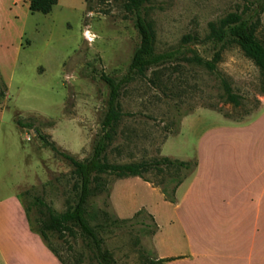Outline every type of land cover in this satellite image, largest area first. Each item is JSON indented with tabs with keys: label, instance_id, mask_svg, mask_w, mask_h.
Listing matches in <instances>:
<instances>
[{
	"label": "rangeland",
	"instance_id": "374dc122",
	"mask_svg": "<svg viewBox=\"0 0 264 264\" xmlns=\"http://www.w3.org/2000/svg\"><path fill=\"white\" fill-rule=\"evenodd\" d=\"M243 3L151 0L144 13L155 33V50L176 49L184 36L193 34L198 40L189 46L212 60L215 49L206 38L209 22L241 9ZM57 4L48 14L20 7L16 22L0 27V91L7 86L5 97H0L5 107L0 113V199L15 195L17 182H27L20 191L36 230V197L60 213L75 201L73 166L46 141L78 159L91 154L109 92L101 74H124L140 42L123 0ZM87 30L92 41L85 37ZM257 36L264 42V12ZM120 102L123 117L108 162L152 164L141 176L103 175L100 185L106 188L97 189L89 209L93 223L127 221L99 233L103 249L116 264H148L158 259V252H187L189 186L197 157L213 134L214 150L244 152L242 140L250 134L234 130L222 135L221 130L249 124L264 113V71L233 43L221 52L213 70L180 58L134 79ZM18 119L32 126L21 127ZM259 123L257 134L264 119ZM227 136L231 137L222 141L230 147L221 146ZM165 157L190 161L191 167L155 165ZM164 187L174 194V202L163 193ZM46 240L66 264H102L92 243L77 229L62 238L50 232ZM224 242L219 246L231 251L234 243ZM6 258L13 263L11 254L6 252ZM173 258V264H190L187 256ZM260 259L264 264L263 253Z\"/></svg>",
	"mask_w": 264,
	"mask_h": 264
},
{
	"label": "crops",
	"instance_id": "0c3cea01",
	"mask_svg": "<svg viewBox=\"0 0 264 264\" xmlns=\"http://www.w3.org/2000/svg\"><path fill=\"white\" fill-rule=\"evenodd\" d=\"M29 3L30 0H0V27L16 22L20 7L30 11ZM0 108L2 113L5 107ZM263 119L264 113L249 124L221 130L222 135L234 130L240 135L250 134L249 139H241L246 146L244 152H219L214 150V134L208 139L204 154L197 157L196 174L189 186V228L184 237L187 252L172 255L157 251L158 259L187 256L190 264H261L264 126L258 134L256 131ZM229 137L221 139V146L230 147L222 141ZM26 183L17 182L15 195L0 199V264H63L31 225L20 191ZM228 240L234 243L231 251L219 246ZM6 252L13 256V263L6 258Z\"/></svg>",
	"mask_w": 264,
	"mask_h": 264
},
{
	"label": "trees",
	"instance_id": "16d2710c",
	"mask_svg": "<svg viewBox=\"0 0 264 264\" xmlns=\"http://www.w3.org/2000/svg\"><path fill=\"white\" fill-rule=\"evenodd\" d=\"M89 2L90 0H85ZM102 2L104 0H98ZM125 10L133 17L134 26L138 32L140 42L134 50L127 71L121 76L114 77L105 73L101 79L107 84L109 92L106 101V110L100 121V130L96 134L91 154L85 159H78L68 152L58 149L55 143L46 141L51 149L59 156L65 158L73 166V174L77 181L74 183L75 201L73 206L65 212H57L42 199L36 197L39 212V226L37 231L47 241L50 232L57 233L60 238L66 232L74 233L77 229L94 246L97 256L102 264H116L110 253L103 249L100 231L107 227H119L126 220L112 219L108 223L92 222L90 212L91 199L97 194V189L105 190L103 175L113 174L117 177L141 176L149 166L147 161L140 163L112 164L107 160L108 150L117 134L122 121L120 98L125 87L136 78H145L148 72L152 73L164 68L167 64L184 58L206 65L210 70L216 67V61L221 57V52L230 44L235 43L240 47L244 55L251 59L264 71V42L257 36V28L260 15L264 12V0H244L241 9L228 13L217 22H209V34L206 37L215 49L212 60L203 59L197 51L189 46V43L198 40L197 35L188 34L183 37L182 44L173 50L157 52L155 50V33L151 24L145 17L144 9L151 0H123ZM58 0H30L29 10L32 13L40 12L48 14ZM192 52L191 56L188 53ZM7 86L0 91V97H5ZM21 127L32 126L31 123L18 119ZM37 132H39L37 130ZM43 139L45 136L41 135ZM155 165L175 166L189 169L190 161H182L165 157L157 161ZM196 166V163H195ZM178 183H181L179 181ZM163 193L174 202V194L169 195L166 187ZM141 212V211H139ZM139 212L137 214H139ZM156 231H154L155 233ZM50 247V245H48ZM63 264H66L58 253L50 247ZM174 260V258H161L150 261L148 264H157ZM145 264V263H144Z\"/></svg>",
	"mask_w": 264,
	"mask_h": 264
},
{
	"label": "built area",
	"instance_id": "2783aa9c",
	"mask_svg": "<svg viewBox=\"0 0 264 264\" xmlns=\"http://www.w3.org/2000/svg\"><path fill=\"white\" fill-rule=\"evenodd\" d=\"M85 37H86L87 40H89V41H92V40H93V36H92V34H91V32H90L89 30H87V31L85 32Z\"/></svg>",
	"mask_w": 264,
	"mask_h": 264
}]
</instances>
